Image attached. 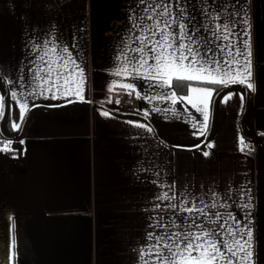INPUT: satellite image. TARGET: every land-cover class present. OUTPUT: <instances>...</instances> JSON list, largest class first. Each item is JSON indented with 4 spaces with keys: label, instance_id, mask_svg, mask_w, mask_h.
<instances>
[{
    "label": "crops",
    "instance_id": "obj_1",
    "mask_svg": "<svg viewBox=\"0 0 264 264\" xmlns=\"http://www.w3.org/2000/svg\"><path fill=\"white\" fill-rule=\"evenodd\" d=\"M217 2L226 5L225 21L229 9L236 11L234 3L240 17L246 11L253 75L235 64L203 73L187 61L166 59L159 66L166 86L153 87L131 75L134 67L147 74L132 59L131 49L139 46L133 36L150 34L155 25L139 18L144 13L137 0H0V115L7 96L6 128H20L26 112L41 105L29 112L19 141L0 138V264H157L153 237L178 226L188 231L200 215L196 209L213 204L210 217L219 212L220 222L239 220L244 231L250 217L252 256L246 255V236L223 234L237 251L234 260L223 250L213 259L209 245L217 241L209 236L199 253L164 257L159 264H264V0ZM244 30L237 28L241 41ZM188 76L200 79L177 92L176 83ZM219 79L253 87L243 101L242 87L220 92L211 131L199 145L218 85L210 81ZM122 89L147 119L79 102L116 109L112 98ZM51 96L56 98H44ZM253 139L255 146L247 148ZM194 205L192 213L183 210Z\"/></svg>",
    "mask_w": 264,
    "mask_h": 264
},
{
    "label": "snow or ice",
    "instance_id": "obj_2",
    "mask_svg": "<svg viewBox=\"0 0 264 264\" xmlns=\"http://www.w3.org/2000/svg\"><path fill=\"white\" fill-rule=\"evenodd\" d=\"M140 9L144 15L139 16L140 19L151 23L155 20L153 29L149 30L150 34L134 35L133 39L138 43V47L131 49L134 55L133 61L139 64V67H146L147 74H141L139 68L134 67L131 75L148 80L150 86L153 87H165V76L159 71V66L167 59L170 63H178L184 65L185 61L188 62V67L193 71L211 73V72H226L233 68L235 64L236 68H242L247 72L248 77L252 75L251 64V52L245 51L248 49V32L246 26L249 21L245 17L239 16L241 10L239 3H234L233 7L236 11L229 9L228 20L225 21L222 12L226 5L219 4L217 0H211L210 4L205 3L204 0H197L196 3H192L191 0H137ZM244 4L247 5V0H244ZM215 10L216 16L210 15ZM199 11L200 16L197 18L196 12ZM151 13V14H149ZM207 21V22H205ZM243 31V40L241 41L240 35L237 32V28ZM136 26L130 27V31L135 33ZM235 39L239 43L234 44L232 40ZM123 43L121 45V51H123ZM147 49V51H146ZM233 49L235 50L233 52ZM67 51V50H65ZM243 56L245 62L240 64L239 57ZM153 60L154 64H149V60ZM43 60V57H41ZM205 65L208 67L206 68ZM155 68L156 75H152V69ZM41 71H46L42 69ZM120 75L119 72L116 73ZM189 80H199V76H188ZM184 79V77H181ZM3 81V77H0V82ZM212 84L228 85L240 83L244 84V80L237 81L236 79H219L210 81ZM30 82H25L24 87L28 88ZM127 88H132V84L125 85ZM15 87H20L19 78L15 83ZM253 85L248 83L247 89H252ZM195 90V89H194ZM207 95L212 94L211 89H201ZM248 93L245 92L240 96L243 101ZM12 97H15L17 93L13 92ZM43 95V93H40ZM45 99H55V96L44 97ZM227 99V97L225 98ZM193 107H196L193 104ZM197 111H200L197 108ZM17 113V118H19ZM108 115L107 112L104 113ZM208 120V115H204V121ZM14 127H17L14 125ZM202 134H203V130ZM211 147V145H209ZM204 156H208L209 153L205 151ZM173 208L176 205H172ZM216 205H211V208H215ZM250 209V205L248 206ZM195 205L190 208L183 209L188 213L194 211ZM211 208L205 210L204 208L196 209L200 213L199 216L191 220L188 225V231L178 226L177 231H166L163 237L157 235L153 237L156 245L157 252L154 255L157 257V264L160 259L167 257L169 261L173 260L175 256L187 252L191 255L192 252H200L202 244L208 243V237L212 236L217 241L214 244H210V255L213 259L216 258L217 253L223 254L226 251L234 260L237 257V251L228 248L224 242L223 234H227L230 238L236 236H246L247 239L244 243L247 245L246 255L252 256L251 241L253 233L251 231V224L249 219H244V226L246 231L240 227V221L230 218L229 220H223L219 212H212L211 217L209 211ZM214 217V218H213ZM204 220L205 223L201 224L198 221ZM197 229L198 232L192 231ZM163 241V243H162ZM237 248H239V241H235ZM163 249V251H160ZM207 250V249H205ZM231 264V260L229 261Z\"/></svg>",
    "mask_w": 264,
    "mask_h": 264
},
{
    "label": "water",
    "instance_id": "obj_3",
    "mask_svg": "<svg viewBox=\"0 0 264 264\" xmlns=\"http://www.w3.org/2000/svg\"><path fill=\"white\" fill-rule=\"evenodd\" d=\"M232 86H239V87H242V88L245 90V92H247L245 86H244L243 84H240V83L224 85V86H222L221 88H219V89L215 92V94H214L213 97H212V101H211V113H210V122H209L208 130H207V132H206V134H205L203 140L200 142L199 145H202V144L207 140V138H208V136H209V133H210V131H211L212 114H213V109H214L215 100H216L217 96L220 94L221 91H223L224 89H226V88H228V87H232ZM246 99H247V95H246ZM79 102H82V103H83V102H84V103L87 102V103H90L91 105H92V104H93V105H100V106H103V107H105V108H107V109H110V110H112V111H114V112L123 113V114H131V115L133 114V115L141 116V117L147 119L145 116H143V115H141V114H139V113H136V112H130V111L116 110V109H113V108L109 107L108 105L103 104V103H101V102L91 101V100H90V101H79ZM37 107H41V105H34V106H32V107L26 112V114H25V116H24V119H23V121H22V123H21V126H20L18 132H17L15 135H13V136H7V137H10L11 139H14V138L20 137L21 134H22V131H23V128H24L25 122H26V120H27V118H28V114H29V112H30L31 110L37 108ZM4 113H5V106H4V103H3L2 110H1V115H0V123H1V121H2V119H3Z\"/></svg>",
    "mask_w": 264,
    "mask_h": 264
},
{
    "label": "trees",
    "instance_id": "obj_4",
    "mask_svg": "<svg viewBox=\"0 0 264 264\" xmlns=\"http://www.w3.org/2000/svg\"><path fill=\"white\" fill-rule=\"evenodd\" d=\"M190 82H191V80L178 81L176 84H179V85L175 86L176 91L179 92V93H185L187 88H188V86H189V84H190ZM221 86H223V85H219L218 84V85L214 86L215 87L214 88V93L219 88H221ZM6 101H7V96H6ZM6 101H4L5 102V113H4L3 119H2V121L0 123V138H2V140H5V139L9 140L10 143L11 142L14 143L16 141H19L21 136L17 137V138H14V139H11L10 137H7V136L15 135L18 132L19 128H9V127L6 128V126L9 124V121H10L9 120L8 106H7ZM19 145L20 144L17 143L16 145H13V147L15 146L16 149H18Z\"/></svg>",
    "mask_w": 264,
    "mask_h": 264
},
{
    "label": "built area",
    "instance_id": "obj_5",
    "mask_svg": "<svg viewBox=\"0 0 264 264\" xmlns=\"http://www.w3.org/2000/svg\"><path fill=\"white\" fill-rule=\"evenodd\" d=\"M112 105L114 108L122 111L136 112L137 104L135 98L128 90L122 89L114 92L112 98ZM255 146V140L247 141L246 147L253 148Z\"/></svg>",
    "mask_w": 264,
    "mask_h": 264
},
{
    "label": "rangeland",
    "instance_id": "obj_6",
    "mask_svg": "<svg viewBox=\"0 0 264 264\" xmlns=\"http://www.w3.org/2000/svg\"><path fill=\"white\" fill-rule=\"evenodd\" d=\"M252 75H253V72H252ZM252 75H251V76H252ZM231 88H238V87H237V86H234V87H230L229 89H231ZM239 88H240V87H239ZM90 91H91V90H90Z\"/></svg>",
    "mask_w": 264,
    "mask_h": 264
}]
</instances>
